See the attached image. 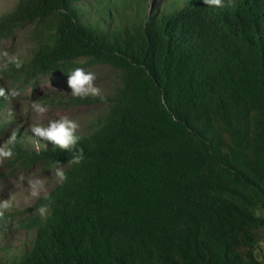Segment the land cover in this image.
Wrapping results in <instances>:
<instances>
[{
    "label": "trees",
    "instance_id": "trees-1",
    "mask_svg": "<svg viewBox=\"0 0 264 264\" xmlns=\"http://www.w3.org/2000/svg\"><path fill=\"white\" fill-rule=\"evenodd\" d=\"M28 24L31 56L0 63V88L68 76L82 59L118 74L103 100H38L106 105L77 131L78 165L0 96L5 165L66 174L35 204L0 208V238L33 231L0 244V264H264V0H16L0 43ZM41 206L45 218L25 214Z\"/></svg>",
    "mask_w": 264,
    "mask_h": 264
},
{
    "label": "rangeland",
    "instance_id": "rangeland-1",
    "mask_svg": "<svg viewBox=\"0 0 264 264\" xmlns=\"http://www.w3.org/2000/svg\"><path fill=\"white\" fill-rule=\"evenodd\" d=\"M15 1L0 0V11L10 9ZM34 27L35 25L28 24L19 30L12 39L0 43V63L14 58L23 60L31 56L30 49L32 47ZM79 63V68H83L86 72H93L96 75L97 79L94 84L101 89V94H106L112 90L114 78L118 74L117 70L107 65L90 66L86 59H82ZM67 81L68 76L56 74L41 77L36 87L27 83H10L12 89L17 90L19 93L15 96V99L19 103V107L22 110V118L27 125L46 126L50 120L66 116L78 124L77 131H89L88 126L91 122L100 114L105 113L106 105L104 103H80L72 106L56 104L51 106L38 101L40 97L48 93H54L57 96H71ZM34 93L36 98L32 99L31 96ZM34 101L44 104L47 111L44 113L34 111L31 107ZM5 159L6 157H0V171L5 174L0 180V200H6L11 196L12 206L10 210L22 209L35 204L41 195L49 192L60 180L56 175V170L48 168L43 161L18 164L10 170L5 165ZM34 191H37L38 194L33 195ZM36 211L34 209L27 210L25 214H34ZM32 232L27 228L14 229L12 232H8L13 241L5 235L0 238V244L6 245L8 242L20 244L32 238ZM262 247L264 250V245Z\"/></svg>",
    "mask_w": 264,
    "mask_h": 264
},
{
    "label": "clouds",
    "instance_id": "clouds-1",
    "mask_svg": "<svg viewBox=\"0 0 264 264\" xmlns=\"http://www.w3.org/2000/svg\"><path fill=\"white\" fill-rule=\"evenodd\" d=\"M204 4L213 8L224 7V0H204ZM19 67V64H17ZM97 79L93 72H86L83 68H75L74 70L68 72V87L70 88V95L73 97L85 98L88 96H99L102 100L105 97L101 96V89L95 86L94 81ZM19 93L15 89L5 90L0 88V96L5 98L15 97ZM32 109L37 113H44L47 108L44 104L33 102L31 105ZM78 124L69 119L66 116L60 117L58 119L50 120L46 126L36 125L31 128V132L34 136L41 140L51 141L55 146H58L62 150H67L71 153V163L80 164L85 160L84 151L82 148H78V142L81 137L77 134ZM8 145L14 146V137H10L9 141L6 142L4 146H0V157H12L13 148ZM60 162L57 161V164ZM56 175L59 177L60 181L66 179V174L61 167L56 168ZM38 192L34 191L33 195H37ZM49 199V197H45ZM12 206V197L10 196L6 200H0V208H10ZM47 206H41L37 209L41 218L46 217Z\"/></svg>",
    "mask_w": 264,
    "mask_h": 264
}]
</instances>
